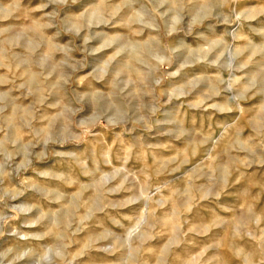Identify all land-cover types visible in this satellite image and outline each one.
Here are the masks:
<instances>
[{
	"label": "rangeland",
	"instance_id": "obj_1",
	"mask_svg": "<svg viewBox=\"0 0 264 264\" xmlns=\"http://www.w3.org/2000/svg\"><path fill=\"white\" fill-rule=\"evenodd\" d=\"M0 264H264V0H0Z\"/></svg>",
	"mask_w": 264,
	"mask_h": 264
}]
</instances>
